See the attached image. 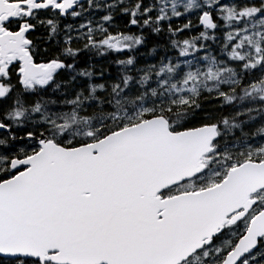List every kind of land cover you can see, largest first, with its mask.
<instances>
[{
	"label": "snow or ice",
	"instance_id": "snow-or-ice-1",
	"mask_svg": "<svg viewBox=\"0 0 264 264\" xmlns=\"http://www.w3.org/2000/svg\"><path fill=\"white\" fill-rule=\"evenodd\" d=\"M0 264H264V0H0Z\"/></svg>",
	"mask_w": 264,
	"mask_h": 264
}]
</instances>
